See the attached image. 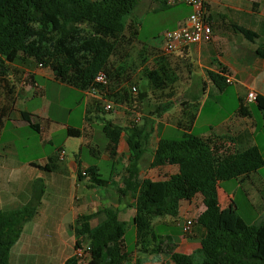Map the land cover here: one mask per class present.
<instances>
[{
	"label": "trees",
	"instance_id": "trees-1",
	"mask_svg": "<svg viewBox=\"0 0 264 264\" xmlns=\"http://www.w3.org/2000/svg\"><path fill=\"white\" fill-rule=\"evenodd\" d=\"M139 1L0 0V85L9 88L14 82L10 80L11 76L16 83L20 82L19 72L13 65L18 60L31 59L51 70L58 82L84 93L93 88L100 89L94 80L100 71H104L108 75L109 86L100 89L104 93L101 101L109 99L117 105L138 106L148 97V92L132 85L137 89L135 95L132 88L128 90L125 87L130 76H124L120 62L128 56V47L136 41L137 22L132 15ZM166 7L169 6L163 4V8ZM230 26L250 42L259 38L256 31L237 23L230 22ZM152 48L155 49V62L144 73L151 95L159 99L172 98L176 93L173 86L176 78H172L175 73L163 64L166 59L163 51ZM256 54L264 59V44L256 48ZM227 74L224 67H220L218 73L207 71L210 81L220 91L228 86ZM29 79L33 83L34 77L29 76ZM10 86V91H13L15 84ZM13 102V98H9L0 108V125L10 114ZM98 103L94 104L96 110L99 109ZM256 103L264 117V96L257 95ZM241 110L245 117L250 115L244 106ZM160 111L158 108L156 114ZM189 119L187 126L178 124L183 128L181 139L161 137L157 143L151 167H178L177 173L162 180H139L142 129L138 131L135 128L136 132L128 136L129 152L134 162L123 181L124 188L118 191L121 196L130 193L135 201L136 250L141 247L149 255L165 254L173 264H264V220L260 225H249L239 216L233 225L229 221H221L215 195L219 183L248 177L262 168L264 158L261 151L256 146L249 147L238 152L232 161L217 165L211 147L219 139L212 136L203 138L190 132L189 124L194 115ZM30 125L37 129L36 125ZM103 132L108 138L109 149L116 150L123 127L108 122L103 126ZM67 133L70 137L84 136L83 131L75 128H69ZM85 145L88 144H83L80 151ZM56 161V157L49 158L51 164ZM43 169L54 171V167L48 165ZM78 175L80 180L89 177L99 187L106 188L113 182L101 178L96 165L84 172L79 171ZM44 193L45 183L38 178L33 183L31 199L24 207L13 211L0 210V264H9L11 250L20 239L24 225L37 214ZM194 198H200L206 208L201 224L203 236L198 240L201 248L191 255L175 252L172 245L176 243L172 241L147 248L149 239L156 242L152 220L165 216L176 218L180 205ZM118 213L116 209L106 208L97 214L77 218L73 225L77 237L75 251L82 249L86 238L89 242L86 264H131L133 253L130 255L127 251L125 239L127 223L119 219ZM96 217L100 219L94 225L92 220ZM181 234L191 239L189 234L183 231ZM65 264L83 263L73 256ZM136 264H141V261Z\"/></svg>",
	"mask_w": 264,
	"mask_h": 264
},
{
	"label": "crops",
	"instance_id": "crops-1",
	"mask_svg": "<svg viewBox=\"0 0 264 264\" xmlns=\"http://www.w3.org/2000/svg\"><path fill=\"white\" fill-rule=\"evenodd\" d=\"M148 1L154 7H160L156 0ZM162 1H159V4ZM204 1L213 32L211 40L190 45L173 54H165L166 59L163 62L176 76H179L177 89L179 88L185 93L184 99L180 102L178 109L173 106L157 115L151 112L150 116L146 117V121H148L150 130L155 129V134L159 141L161 137L165 138L164 135L169 133L170 127H178L183 130L178 124L187 126L186 123L190 121L189 117L194 115L193 121L189 124V131L194 133L205 107L204 101H201L203 100L201 93L207 94L213 91L215 94L224 95L229 92L235 97L238 104L235 112L223 117L215 127L210 124L205 126L198 136L203 138L212 136L219 139L211 147L213 158L217 165L232 161L238 152L253 146L259 148L264 158V117L257 109L261 113L263 120V125L260 126L256 120L255 111L251 106L256 105L257 107V103H249L247 101L249 91H254L257 95L264 96V59H261L256 54V48L264 44V0ZM186 6L188 9L185 17L178 19L173 29L181 26L191 13V7ZM230 22L256 31L259 34V38L255 42L246 40L240 33L233 31ZM159 49L162 50V48ZM13 67L19 72V75H17L20 82L16 83L14 76L10 77V80L12 81L13 79L14 82H12L15 84L13 91H10L12 83L9 88H5L4 84L0 85V108L4 107L7 99L13 98L14 101L10 114L2 120L0 125V138L3 136L8 123L14 122V127L18 130L31 128L30 124L36 125L37 129L35 131L42 136H46V140L50 143L53 140V136L61 134L62 137L57 143L58 147L56 150H63V147L70 143L71 140L69 139L73 138L67 133L69 128L79 129L84 132L86 137H80V146L84 143L88 144L90 138L94 139V135L91 131H88L85 125L87 112L94 106L91 103L94 97L89 96L87 98L84 92L58 82L51 70L39 67L31 59L18 60ZM220 67L227 69V77L232 80V83L228 84V88L223 92L215 90L216 87L207 75V71L218 73ZM195 69L197 81H193ZM29 76L34 77L33 83L29 79L27 84H24V80ZM42 79L50 82L55 81L63 87H68L82 95L86 109L85 112H80L79 120L76 124L73 123L71 117L64 122L54 119L50 111L51 103L47 104L48 101L46 97L44 98L48 88L42 85L40 82ZM35 83H37V86L33 85ZM147 92V98H151L153 95H151L150 90ZM40 95L41 104H38L35 102V97ZM94 99L96 100V98ZM172 99L173 97H163L160 100L168 102ZM43 100H45L46 107L42 105ZM242 106L250 114L248 117L243 115ZM117 115H119V112H117ZM119 116L122 117L121 115ZM82 122L84 125H81ZM144 122L145 119L139 114L136 118L135 128L140 131ZM78 124L81 127H78ZM32 130L34 131V129ZM260 130H263V140H260ZM259 142L263 145H260ZM10 143L11 141L2 142L0 140V150H10L7 148ZM39 147L45 149V144H40ZM120 148L121 143H119L116 150H110L109 143H107V153L101 158L103 161L112 164V170L120 158V153L123 151ZM26 149L31 150L33 148L27 147ZM154 152L155 150H143L142 157L148 156L149 167H151ZM58 155L59 152L55 156L56 159L64 162L65 157L61 160L58 159ZM3 157L4 154L0 152L1 211L21 209L31 199L35 180L41 178L45 183V193L38 212L31 221L24 225L20 239L11 250L9 264H65L69 258L75 256L77 237L73 225L77 218L80 215L97 214L106 209L108 207L107 204L110 202V198L103 196V201H97L95 199L96 196L92 192L93 189L97 191L101 188L104 190V192L100 190L101 193L108 192L110 189L108 187L95 188L93 185L79 183L81 180L78 172H84L92 166L83 161L73 160L68 164L57 163L56 161V163L51 164L49 162L51 157H45L41 159V163L24 161L21 164L9 166L5 160H1ZM142 157L138 165L139 169L144 166ZM47 165L53 166L54 171L44 170L43 168ZM260 169L248 177L225 181L217 185L215 195L220 206L221 221H229L233 225L237 216H239L249 225H260L262 223L264 220V175L260 174ZM33 170H36V172H33ZM11 171L14 173H11ZM177 172L178 167L172 165L151 167L149 173H152V176L145 178L157 181ZM114 183L115 181L112 182V184ZM82 190L84 192L83 196L80 195ZM242 194L244 196V216L239 213L241 205L237 201L239 195ZM110 197L113 198V195ZM122 202H126L129 207L124 205L119 212L132 213V226H134L133 219L136 211L134 210L135 201L132 195L127 193L123 196ZM205 212L206 208L200 198H194L180 205L179 215L176 219H180L183 222L178 223V226L183 231L187 221L192 220L194 225L192 232L189 234L191 239H187L184 234H181L173 241L176 243V245H172L175 252L191 255L201 248L198 240L203 236L201 224ZM120 214L119 217H121ZM99 219V217L94 218L92 223H96L95 220ZM86 243L89 244L85 238L83 239V247ZM161 255L166 256L164 254ZM153 258L155 260L154 256ZM153 260L143 264H162L158 260ZM164 264L173 263L169 259Z\"/></svg>",
	"mask_w": 264,
	"mask_h": 264
},
{
	"label": "rangeland",
	"instance_id": "rangeland-1",
	"mask_svg": "<svg viewBox=\"0 0 264 264\" xmlns=\"http://www.w3.org/2000/svg\"><path fill=\"white\" fill-rule=\"evenodd\" d=\"M156 1L158 2V5L160 7L156 8L152 6L148 0L139 1L132 15L133 20L137 22L136 26L138 34L135 38L136 41L132 42L133 44L128 47V56H126L122 60V62H120V66L122 68L121 70L124 76H130V82L125 85L128 90H131L132 85H136L140 91L150 90V87L148 86V80L144 77V73L146 72V70L150 69L155 62V49H153L152 47L158 49L163 47V35L165 31L173 30V27L177 23V20L185 17L187 12L186 10L188 9L186 5H178L171 7L169 6L163 8L164 3L162 2L161 4H159V1L161 2V0ZM122 48L123 47L120 48V51L122 50ZM194 74L193 81H197L198 78L196 75V69L194 70ZM173 77L176 78L174 79L173 84L174 88H176V93L173 96V99L168 102L160 100L155 95L151 96V98H146L138 106L131 105V107L127 106L126 104L117 106L111 101V103L114 104V108L111 111H106L104 107L107 101H110L109 99L107 101H101L92 98V105H94L95 103L97 104L99 102V109L96 110V106H92V109L87 112L85 125L87 126L88 131H91L94 135V139L90 138L88 145H85L81 151L80 148L82 146H80V137H73L69 139L71 140L70 143L63 147L65 161L61 162L57 160V163L68 164L70 161L76 160L83 161L91 165H96L99 167V174L101 178L115 181L114 184H110L108 186V189H110V191L108 192L103 193L104 190H102L101 188L100 190L103 191L102 193L100 190L95 191L93 189L92 191L94 196H96L95 199L97 201H103L102 196L105 198H110V202L107 204V208L116 209L119 211L124 205L126 207H129V205L127 206L126 202H122L123 196H121L118 189L124 188L123 181L129 175L128 169L134 162V158L129 152L130 149L127 143V139L130 134L136 132L135 123L137 116L140 114V116L145 119L142 130L140 132L143 142V150H156L158 137L155 134V129L150 130L151 128L148 126V121H146V117L150 116L149 114H151V112H153L152 114L157 115L156 113L158 111V108H160L161 113H163V111H166L167 109H170L173 106H176V109H178L180 102L184 99L185 93H183V91L179 88L177 89L179 76L176 77V75L174 74L172 75V78ZM40 82L42 83V85L47 86L48 88V91L44 98L46 97L48 101L47 104L51 103L50 111L54 119H57V121L64 122L71 117L73 123L76 124V122L79 120L80 112H85L86 109V105L83 102L82 95L76 91H73L72 89H69L68 87H63L61 84L55 81L50 82L42 79L40 80ZM227 88L228 86L225 89ZM215 90L218 92L224 91H220L216 88ZM201 97L203 99L201 101H204L205 107L197 129L194 132L195 135H199V133L203 131L205 126L209 124L212 127H215L223 117L231 115L235 112L238 107L235 97L229 92L227 94L221 95L215 94L212 91L207 94L201 93ZM35 98V102L41 104V95ZM42 105L43 107L47 106L45 100L42 101ZM251 106L252 109H254L255 111V117L258 124L262 126L263 120L261 113L257 110L256 105ZM117 112H119V115H121L122 117L117 115ZM108 122H112L115 125L122 126L124 131L120 141V150L123 151L122 153H120V158H117L118 160L117 163H115L113 170L111 163H107L101 159L102 156L107 153V143H109L108 138L103 132V126ZM14 124V122L8 123L7 128L3 133V136L0 138L2 142L11 141V143L7 146V148L10 150H0V152L4 154V157L1 160H5L9 166L16 164L18 165L24 161H34L36 163H41V159L45 157H55L56 154L59 152V150L56 149L58 147L57 143L62 137L61 134L53 136V140L50 143L46 140V136L38 134L35 130L33 131L32 127V129L29 127L26 129L18 130L14 127ZM81 125H84V123L82 122ZM78 127L81 126L78 124ZM169 130V133L164 135L165 138L176 140L182 138V129H179L178 127H170ZM147 133L148 135H146ZM259 134L260 140H263V130H260ZM259 143L260 145H263L261 142ZM40 144H45V149L39 147ZM27 147L33 149L27 150ZM142 162L144 166L139 169V180H142L145 177L152 176V173H149L151 167H149L150 161H148V156L142 157ZM33 172H36V170H33ZM11 173L14 172L11 171ZM260 174L262 176L264 175L263 167L260 169ZM79 183L83 185H94V182L91 181L89 177L82 179ZM94 186L95 188L99 187L97 185ZM98 192L99 194H97ZM80 195H84L83 190L80 192ZM111 195H113V198L110 197ZM243 198L244 196L242 194L239 195L237 200L241 205V210L239 213L242 216L245 215ZM119 213H121V217H119V219H124L127 223L125 239L127 251L130 253V255H132L133 253L131 258V264H136L138 261H141V264H143L147 261L153 260V256L155 257V260L153 261L158 260V262H162V264H164L166 260L169 261L170 258L168 256H162L161 254L149 255L148 253H145V250L141 249V247H138L139 250H136V236L134 226H132V213ZM95 222L98 223L99 220H95ZM152 222L154 228L153 230L156 235V242L150 241L149 239L146 244L147 248H152L154 245L162 246L168 241L173 242L179 235H181L182 228L178 226V223H181L183 221L180 219H176L173 216H165L161 218H154ZM85 246L87 247L88 243H86ZM109 252H111V247L109 248ZM86 261L87 258H85V256L83 255V264H86Z\"/></svg>",
	"mask_w": 264,
	"mask_h": 264
},
{
	"label": "built area",
	"instance_id": "built-area-1",
	"mask_svg": "<svg viewBox=\"0 0 264 264\" xmlns=\"http://www.w3.org/2000/svg\"><path fill=\"white\" fill-rule=\"evenodd\" d=\"M166 6H178V5H188L191 7L192 11L189 14L186 21L179 27L166 31L163 35V47L162 51L164 54H173L177 51L183 50L185 47L194 44H200L208 42L211 40L213 32L212 27L208 20V12L206 9V3L204 0H163L162 1ZM39 67H43L42 64H39ZM28 77L24 80V84H27ZM100 89H106L109 86L108 75L104 71H100L94 80ZM227 83L231 84L232 80L230 77H227ZM37 86V83L33 84ZM98 88H93L90 91H87L85 94L87 98L92 96L98 100H103V94ZM133 93L137 94L136 87L132 88ZM257 94L254 91H249L247 94V101L249 103L256 102ZM107 101V100H105ZM114 103V102H113ZM115 104V103H114ZM114 104L111 101H107L104 109L106 111H111L114 108ZM117 105V104H116ZM120 106V105H117ZM59 159L65 157L64 150L59 151ZM193 221L189 220L184 226L183 232L185 234H190L193 228ZM83 255L89 260L88 246L82 247V249L75 251V256H77L83 263Z\"/></svg>",
	"mask_w": 264,
	"mask_h": 264
}]
</instances>
